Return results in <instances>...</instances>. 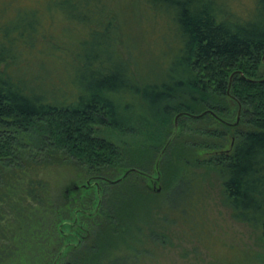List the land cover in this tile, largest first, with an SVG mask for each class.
<instances>
[{"label": "trees", "instance_id": "obj_1", "mask_svg": "<svg viewBox=\"0 0 264 264\" xmlns=\"http://www.w3.org/2000/svg\"><path fill=\"white\" fill-rule=\"evenodd\" d=\"M254 1L239 17L225 0H139L164 13L174 39L169 63L150 73L122 48L111 0H46L68 36H50L32 67L23 61L42 39L38 11L0 24V173L2 162L19 167L20 148L85 175L66 208L51 210L54 226L41 216L45 228L0 241V264H101L107 241L147 224L141 210L148 215L153 197L184 207L197 168L221 177L233 219L264 236V0ZM15 208L21 215V202Z\"/></svg>", "mask_w": 264, "mask_h": 264}, {"label": "rangeland", "instance_id": "obj_2", "mask_svg": "<svg viewBox=\"0 0 264 264\" xmlns=\"http://www.w3.org/2000/svg\"><path fill=\"white\" fill-rule=\"evenodd\" d=\"M111 1L121 17L122 48L131 54L132 62H136L142 72L148 73L156 72L159 66L169 63L171 54H168V49L173 46L174 39L169 23H165L164 13L150 10L139 0ZM225 1L236 16L246 17L253 13L254 0ZM45 6L47 8L46 0H0V24L21 10H37L41 16V33L38 36L42 39L38 40L39 47H34L24 57L23 63L27 66L32 67L41 59V51L48 49L41 46L49 43L50 36L63 40V36H68L64 32V21L56 14L46 12ZM49 60L53 62L54 58ZM16 151L19 153L16 155L19 167H7L2 162L0 173L1 242L22 240L24 228H45V224H37L38 219L41 220L42 216L44 221L49 220L53 216L51 210L66 208L70 194L78 193V187L85 183L83 172L70 165L68 160L62 165L39 164L40 156L34 151L20 148ZM195 172L199 186L184 207L168 210L161 206L159 197H153L148 215L143 212L146 207L141 210L143 217L148 218L147 224H142L140 231L132 228L129 234L112 238L109 242L106 240L100 263L264 264L262 229L251 228L233 219L232 207L217 173L205 168H197ZM151 180L150 187L156 191L157 183ZM29 186L33 188L34 195L39 196L38 199L41 197L47 201L46 206L35 201ZM18 201L23 209H20L22 214L19 216L15 208ZM46 222L48 226L51 223L54 226L53 221ZM64 231L69 232L67 229ZM71 242L72 237H68L62 249ZM60 246L52 255L53 259ZM69 258L66 255L64 260Z\"/></svg>", "mask_w": 264, "mask_h": 264}, {"label": "water", "instance_id": "obj_3", "mask_svg": "<svg viewBox=\"0 0 264 264\" xmlns=\"http://www.w3.org/2000/svg\"><path fill=\"white\" fill-rule=\"evenodd\" d=\"M206 113H207V112H204V113H202L201 115L192 116V117L197 118V117H200V116L205 115ZM209 114H211L212 116H214V114H213L212 112H209ZM179 116H180V114L177 115V117H176L175 120H174V129H173L172 135H171V137L168 139L167 143L165 144V146H164V148H163V150H162L160 156H161V155L164 153V151L167 149L168 145L170 144L171 140L174 138V136H175V134H176V132H177V130H178V123H177V120H178ZM239 116H240V108H239V110H238L237 120H236V123H235V124L238 123V121H239ZM159 158H160V157H159ZM158 160H159V159H158ZM155 169H156V170L158 169V162H157L156 165H155ZM129 172H130V170L126 171V172L124 173L123 177H126V176L128 175ZM159 177H160V176H159V174H158L156 178H152V179H153L155 182H157V181L159 180ZM155 190H156V191H159L158 188L155 189Z\"/></svg>", "mask_w": 264, "mask_h": 264}]
</instances>
